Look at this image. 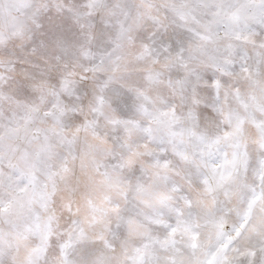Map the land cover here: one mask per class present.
<instances>
[{
	"label": "snow or ice",
	"instance_id": "6c2138e0",
	"mask_svg": "<svg viewBox=\"0 0 264 264\" xmlns=\"http://www.w3.org/2000/svg\"><path fill=\"white\" fill-rule=\"evenodd\" d=\"M0 264H264V0H0Z\"/></svg>",
	"mask_w": 264,
	"mask_h": 264
}]
</instances>
